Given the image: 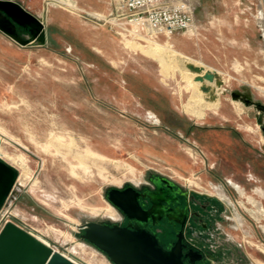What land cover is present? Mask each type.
<instances>
[{"label": "rangeland", "instance_id": "rangeland-1", "mask_svg": "<svg viewBox=\"0 0 264 264\" xmlns=\"http://www.w3.org/2000/svg\"><path fill=\"white\" fill-rule=\"evenodd\" d=\"M6 1L39 18L46 44L0 30V160L19 173L0 231L112 264L80 226L112 213L109 188L160 175L194 194L186 235L212 264H264V0H190L192 26L171 36L123 0Z\"/></svg>", "mask_w": 264, "mask_h": 264}, {"label": "water", "instance_id": "water-1", "mask_svg": "<svg viewBox=\"0 0 264 264\" xmlns=\"http://www.w3.org/2000/svg\"><path fill=\"white\" fill-rule=\"evenodd\" d=\"M14 24L31 27L35 45L46 44V30L39 18L16 2L0 0V30L18 39L14 34ZM18 175L15 168L0 160V210L11 196ZM117 192L118 189L112 188L107 200L128 212L127 207L115 196ZM80 237L103 252L112 264H185L186 257L192 261L206 257L193 250L185 254L181 234L166 248L160 244L155 233L139 225L129 229L92 223L86 226L85 233ZM0 264L77 263L16 224L7 222L0 231Z\"/></svg>", "mask_w": 264, "mask_h": 264}, {"label": "flooded vegetation", "instance_id": "flooded-vegetation-1", "mask_svg": "<svg viewBox=\"0 0 264 264\" xmlns=\"http://www.w3.org/2000/svg\"><path fill=\"white\" fill-rule=\"evenodd\" d=\"M133 188V190H129ZM115 196L128 209V212L110 203L112 213L104 214L101 219L85 221L80 226V236L85 233L86 226L92 223L112 227L133 229L135 225L146 228L155 233L164 247H169L182 235L183 252L191 250L204 254L202 260L192 261L186 257L185 264H212V257L203 252L197 245L187 238L186 232L193 218L192 203L194 194L175 183L173 180L153 175L143 186L131 184L117 188ZM112 188L106 192L109 196ZM131 215H135L131 217ZM85 241V240H84ZM87 242V241H86Z\"/></svg>", "mask_w": 264, "mask_h": 264}, {"label": "built area", "instance_id": "built-area-1", "mask_svg": "<svg viewBox=\"0 0 264 264\" xmlns=\"http://www.w3.org/2000/svg\"><path fill=\"white\" fill-rule=\"evenodd\" d=\"M123 6L131 21L145 22L168 36L188 30L194 21L190 0H123Z\"/></svg>", "mask_w": 264, "mask_h": 264}, {"label": "bare ground", "instance_id": "bare-ground-1", "mask_svg": "<svg viewBox=\"0 0 264 264\" xmlns=\"http://www.w3.org/2000/svg\"><path fill=\"white\" fill-rule=\"evenodd\" d=\"M145 23V22H144ZM147 24V23H146ZM146 28V30H150L152 33H156L155 32V30L154 29H152L149 25H148V27L146 26L145 27ZM154 44V43H153ZM139 46V45H138ZM140 47V46H139ZM153 48V47H152ZM170 50V49H169ZM153 51H155L156 52V54H159L160 56H161V61H162V63H165L164 65H165V67L166 66H168V63H166L165 62V57H164V55L168 52L167 51V49H165L164 47H161L160 45H157L156 43L154 44V49H153ZM152 51V52H153ZM171 51V50H170ZM171 53V52H170ZM173 54H171V56H172ZM164 57V58H163ZM167 57H168V54H167ZM170 59H172V58H170ZM170 62V61H169ZM176 65V64H175ZM174 65V66H175ZM177 66V65H176ZM185 78V77H184ZM188 79V83L189 84H191L192 83V80L190 79V78H187ZM193 84H195V83H193ZM198 87V86H197ZM194 88H195V86H194ZM199 89V88H198ZM205 105H201V107H204ZM193 111L192 112H195V114H198V115H203V112H202V110H200V109H192ZM73 139V138H72ZM58 142V141H57ZM59 143V142H58ZM60 144V143H59ZM73 144V143H72ZM65 145V144H64ZM67 145H69V144H67ZM73 146V145H72ZM89 153V152H88ZM88 155H90V154H88ZM86 156V155H85ZM91 156V155H90ZM89 157V156H88ZM81 159H79V161H80ZM15 161H16V163L19 165V166H21V167H24V169H25V162L21 159V158H19V159H15ZM83 161V160H82ZM81 163V162H80ZM26 171V170H25ZM25 173L26 172H23V174L20 176V178H19V181H21V183H25L26 181H27V178H26V175H25ZM93 211H95V210H93Z\"/></svg>", "mask_w": 264, "mask_h": 264}, {"label": "crops", "instance_id": "crops-1", "mask_svg": "<svg viewBox=\"0 0 264 264\" xmlns=\"http://www.w3.org/2000/svg\"><path fill=\"white\" fill-rule=\"evenodd\" d=\"M142 27L144 28V29H146L145 27L147 26L148 27V25L146 24V23H144V22H142ZM155 32H157V31H155Z\"/></svg>", "mask_w": 264, "mask_h": 264}]
</instances>
